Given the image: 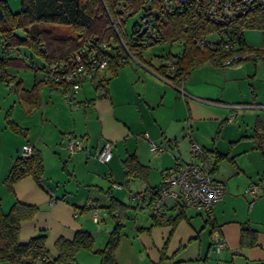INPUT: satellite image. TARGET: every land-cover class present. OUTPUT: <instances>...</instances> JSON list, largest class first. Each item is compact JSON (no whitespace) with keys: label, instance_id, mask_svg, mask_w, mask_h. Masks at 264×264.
Listing matches in <instances>:
<instances>
[{"label":"crops","instance_id":"1","mask_svg":"<svg viewBox=\"0 0 264 264\" xmlns=\"http://www.w3.org/2000/svg\"><path fill=\"white\" fill-rule=\"evenodd\" d=\"M5 1L12 12L18 11L19 0ZM15 49L8 57H14L10 54ZM242 61L226 66L205 62L176 83L156 72L160 62L143 56L142 62L128 61L114 74L107 68L85 80L73 106L58 89L42 84L37 106L22 107L24 114L37 116L39 130L32 131L30 123L23 127L24 136L13 141L6 127L0 131L1 207L6 211L15 200L37 206L31 218L20 222L19 242L44 232L45 247L54 255L58 238L71 239L77 230H85L93 236V247L78 250L69 264H100L98 251L120 220L117 264H264V191L259 189L252 201L243 193L249 184L264 182V109L232 106L264 103V75L257 74L264 61L252 62L254 73ZM41 66L17 57L6 71L28 90L41 78ZM29 68L34 77L27 87L17 73ZM104 78L105 93L99 94L95 82ZM66 133L83 137L88 150L70 154ZM104 140L112 142L107 162L95 156ZM150 141L162 149L153 152ZM191 141L212 152V177L224 184V196L210 213L186 207L173 222L181 209L170 207L159 221L144 206L149 190L161 183L164 170L189 160ZM25 142L41 154V180L26 175L9 186L5 177ZM130 154L139 168L126 177L123 160ZM112 199L124 204L114 216L107 208ZM214 230L225 241L220 251L212 245ZM243 233L247 242L251 237L254 242L241 244Z\"/></svg>","mask_w":264,"mask_h":264},{"label":"trees","instance_id":"2","mask_svg":"<svg viewBox=\"0 0 264 264\" xmlns=\"http://www.w3.org/2000/svg\"><path fill=\"white\" fill-rule=\"evenodd\" d=\"M120 2L132 8L134 18L130 27L127 28L129 17L127 16L118 27V31L122 39L125 34L130 36L131 40L126 46L138 61H143V51L152 44L182 43L180 52H168L161 55L174 63L175 69L172 72H168L162 64L155 68L159 75L176 83L184 80L192 68L205 62L214 66H223L224 60L231 55V51L200 48L195 45L196 37L211 32L224 31L234 38L238 42V51L248 52L249 55L245 59H251L253 63L264 61V49L248 46L243 36L246 28H264V13L259 10L239 16L227 25H218L205 20L202 13L196 11L194 7H188L183 11L166 12L161 8L160 0H19V9L16 12L9 9L5 0H0V80L10 84L17 95V101L23 108L31 110L37 106L38 91L42 84L56 88L54 83L44 79L45 69L49 64L68 59L73 51L90 39L114 38L115 33L110 26L107 11L114 17V7ZM150 7L159 9L154 20L157 37L153 42L149 41L143 46L141 45L142 31L134 30L135 20ZM19 47L29 49L44 61V64L37 68L42 72L41 78L35 80L28 90L21 87L20 79L9 75L6 71V68L17 59V57H8L6 53ZM122 54V51H118L117 55L110 58L107 68L110 69L111 74L128 62L125 58L118 59L124 57ZM240 61L242 60L235 63ZM96 76L97 74L92 78L95 79ZM107 79H96L95 88L99 94L105 93ZM7 122L11 128L19 130L12 120ZM219 156L221 155H215V158L218 159ZM123 167L126 177L131 176L139 168L134 154L128 155L123 160ZM42 174L41 154L33 147L29 156L19 154L15 157L5 182L10 186L16 180L31 175L39 183ZM154 189H150L149 193L152 194ZM121 206L124 204L112 199L107 208L114 216V210ZM178 209L181 210L173 222L181 216L184 208L178 207ZM36 210V205L15 200L8 210L4 211L0 201V261H9L14 264H69L75 262V254L78 250L92 249L93 236L85 230H77L71 239L58 238L55 241L56 254L54 255L50 254L45 247L44 232H39L30 237L27 242L20 243L18 240L20 222L31 218ZM120 226L121 222L117 220L105 246L98 251L100 264H117L115 250L120 238ZM253 242L254 237L247 242L244 233L242 234L241 244Z\"/></svg>","mask_w":264,"mask_h":264},{"label":"built area","instance_id":"3","mask_svg":"<svg viewBox=\"0 0 264 264\" xmlns=\"http://www.w3.org/2000/svg\"><path fill=\"white\" fill-rule=\"evenodd\" d=\"M162 10L166 12L183 11L188 7H194L200 11L203 18L211 23L227 25L239 16L246 15L255 10L264 13V0H160ZM159 9L150 7L144 10L142 15L136 18V32L142 31L141 45L153 42L157 35L154 28L155 19ZM110 26L115 36L110 39H90L81 47L72 52L71 56L62 61L51 63L47 66L44 79L54 83L61 92L65 102L70 105L77 104V94L81 84L91 79L99 71L106 69L109 60L118 51H122L121 59L132 58L140 63L129 51L128 45L131 38L128 34L122 39L118 27L127 16L133 14L132 8L125 3H118L113 10L114 17L107 11ZM196 46L200 48L221 49L231 51V55L224 60L223 65H231L238 60L245 59L247 51H238V42L224 31L211 32L194 39ZM126 56V57H125ZM160 64L164 65L168 72L175 69L174 63L164 57L160 58ZM234 108L254 107L264 109V103L246 104L236 103ZM231 119V115L228 117ZM64 145L70 154L80 150H88V145L79 135L66 133L63 136ZM150 148L158 152L162 147L150 141ZM33 146L27 142L20 147L19 154L29 156ZM95 156L101 162H107L112 156V142L104 140ZM213 154L196 141L190 143V158L183 164H176L163 171V179L153 193L146 199L144 206L159 221L163 220L164 210L170 207H192L198 211L210 213L213 206L225 193L224 184L212 177ZM120 187V184H114ZM264 191V182L251 183L244 188L243 193L252 200L258 196V190ZM264 194V193H262ZM87 204H90L88 202ZM97 209H92L93 220H97ZM212 245L216 251L225 246L218 230L211 234Z\"/></svg>","mask_w":264,"mask_h":264},{"label":"rangeland","instance_id":"4","mask_svg":"<svg viewBox=\"0 0 264 264\" xmlns=\"http://www.w3.org/2000/svg\"><path fill=\"white\" fill-rule=\"evenodd\" d=\"M108 15V14H107ZM109 17V16H108ZM134 16L130 15L127 20V28L130 27V24L133 20ZM19 34H21L19 32ZM244 40L246 44L253 48H262L264 49V28L262 27H254V28H246L243 32ZM182 47L181 42H175L170 44L168 42H160L156 44H152L148 46L143 51L144 58H151L154 64H159L161 55H164L168 52L178 53L180 52ZM16 50V49H15ZM1 54V53H0ZM14 57H19L22 60H26L27 64L35 65H43L44 61L40 59L38 56L33 54L29 49L25 47H19L16 51H13V54H10ZM128 63H136L132 58H128ZM253 61L251 59H246L242 61L241 64H245L246 69L249 72L254 73L255 70L252 69ZM11 70H15V68H10ZM13 72V71H12ZM244 72V71H243ZM18 77L21 76L24 80V85L29 87L33 82L34 70L32 69H21L17 73ZM41 72L39 71L37 77L40 76ZM258 75H264V64L260 66V69L257 71ZM64 105H67L64 100H62ZM66 107V106H65ZM68 107V106H67ZM8 114V115H7ZM35 117V118H33ZM37 116L30 117L28 114H24L22 106L17 101V95L11 88L10 84H6L4 81L0 80V131L1 128L6 127V133H9V138L13 141L15 138H19V135L24 136V132L26 126L31 123V130L37 132L40 128L39 122L36 119ZM7 120H13L15 124L18 126L19 130H14L11 128L7 122ZM22 127H20V126ZM25 127V129L23 128ZM28 128V127H27ZM16 135V136H15ZM1 161V159H0ZM264 196V194H262ZM147 214V213H146Z\"/></svg>","mask_w":264,"mask_h":264}]
</instances>
